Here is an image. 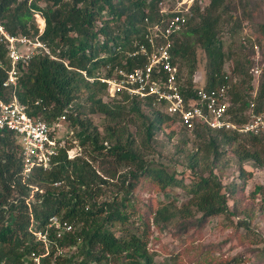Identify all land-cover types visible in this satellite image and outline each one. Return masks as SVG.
<instances>
[{
    "label": "trees",
    "instance_id": "16d2710c",
    "mask_svg": "<svg viewBox=\"0 0 264 264\" xmlns=\"http://www.w3.org/2000/svg\"><path fill=\"white\" fill-rule=\"evenodd\" d=\"M161 1L0 0V20L11 33L36 36L38 27L33 12H39L45 20L39 38L50 49V54L36 52L22 70L17 85L4 88L7 60L5 47L0 43L3 64L0 97L8 100L14 94L28 107L30 115L48 124L68 109L65 124L77 128V138L84 147V155L72 158L68 157L69 147H58L49 168L36 166L23 181L17 136L8 130L0 133V262L3 264H25V257L32 251L42 254L41 241L35 239L33 232L46 230L49 252L40 257V264L52 261L55 264H155L148 246L152 234L150 220L162 231L175 229L178 234H187L190 230L199 232L212 216L236 213L228 205V196L240 184L232 181L223 185L213 166L222 154L221 148L233 146L240 135L248 136L252 144H263L264 136L211 129L201 124L188 131L175 118L153 106L149 98L119 93L106 99V85L97 79L100 74L113 75L115 66L135 67L144 62L128 57L127 52L144 38L146 19L154 24L166 16L160 13ZM201 3L195 0L192 4L187 26L174 39L171 49L180 90L189 97L199 87L191 75L202 51L206 57L202 87L219 88L230 80L227 87L230 118L244 121L251 99L255 111L264 109V69L253 97L254 62L243 52L247 48L245 43L242 41V49L237 51L224 50L220 39L227 18H234L228 11V0H208L204 7ZM232 24L229 32L234 33L240 28L239 19L234 18ZM258 29L264 37V23ZM249 48L253 50V46ZM227 58L234 60L229 80V73L223 69ZM184 68L188 79L182 74ZM89 114H101L106 119L102 132ZM130 114L141 121L143 151L137 148L135 134L129 129ZM167 123L175 124L179 131L191 132L203 145V158L196 153L187 156L188 180L185 173L149 157L155 153V134ZM235 152L242 171L240 178L242 161L253 159L260 164L257 151L236 149ZM97 162L98 168L94 165ZM122 164L127 169L121 175L120 185L109 190L116 167ZM137 186L160 191L186 188L189 198L181 205L158 203L155 208L134 194ZM263 186L259 185L255 192H264ZM54 215L67 220L72 230L56 236L55 229H47L48 219ZM241 223L249 228L246 219ZM72 247H75L72 254L63 252ZM58 249H62L61 254ZM236 262L234 258L224 263L208 260L204 264Z\"/></svg>",
    "mask_w": 264,
    "mask_h": 264
},
{
    "label": "rangeland",
    "instance_id": "374dc122",
    "mask_svg": "<svg viewBox=\"0 0 264 264\" xmlns=\"http://www.w3.org/2000/svg\"><path fill=\"white\" fill-rule=\"evenodd\" d=\"M201 1L202 7L208 3V0ZM228 11L231 16L239 19L240 28L234 33L229 32L234 18H227L220 37L224 50L242 49L241 42L243 41L247 47L243 52L251 56L253 65L258 66L262 72L264 69V37L260 35L258 28L260 24L264 23V0H228ZM228 13L227 15H229ZM250 46H253L252 51ZM232 64H234V60L227 58L223 69L229 72ZM205 67L206 57L202 51H199L197 67L191 75L194 81H198L199 87H202L205 82ZM182 74L185 79H188L186 68L183 69ZM251 76L254 84L258 83L261 77L255 78L252 74ZM89 117L102 132L106 123L103 115L89 114ZM127 120L130 131L135 134L137 148L143 151L140 144L143 135L140 119L130 114L127 116ZM162 127L161 131L154 136L156 141L154 156L150 155L149 157L155 162H162L177 169L179 173H185L187 178L189 175V171L186 169L187 156L196 153L197 157L203 158L205 156L203 145L191 132L179 131L175 124L167 123ZM76 130L77 128L62 124V128L55 133V136L60 140V145L69 147L68 157L84 155V147L77 138ZM263 144H252L248 136L240 135L233 146L221 148L222 154L213 166L214 173L223 185L227 186L232 181H237L240 184L234 194L227 193L229 194L228 205L235 209V214L223 213L212 216L199 232L190 230L187 234H178L175 229L162 231L155 227L150 220L152 234L149 237L148 246L153 253L155 264H204L208 260H212L213 263H224L234 258L237 261L235 264H264V192H255L259 185H264ZM236 149L257 151L260 158V164L253 159L241 162L243 169L241 178L239 175L242 171L235 156ZM177 150L181 151L177 152ZM98 164V162L94 163L97 168ZM116 169L117 173L115 178L110 180L109 190L112 188L115 190L120 185L121 175L127 167L122 164ZM189 178L190 176L187 180ZM140 187L137 186L134 194L138 195L143 202L152 203L155 208L158 203L174 202L181 205L189 198L186 188L170 187L166 191H160L153 187L147 189V186L144 189ZM109 193L108 191L106 195ZM103 198L104 196L99 199ZM244 219L249 222V228L241 223V220ZM74 251L75 247H72L63 252L70 255Z\"/></svg>",
    "mask_w": 264,
    "mask_h": 264
},
{
    "label": "built area",
    "instance_id": "2783aa9c",
    "mask_svg": "<svg viewBox=\"0 0 264 264\" xmlns=\"http://www.w3.org/2000/svg\"><path fill=\"white\" fill-rule=\"evenodd\" d=\"M31 0H28L30 2ZM195 0H163L159 3L160 13L163 16L154 24L146 19L147 31L144 38L134 44L132 50L127 52L131 58H140L144 62L135 67L115 66L113 75H98L106 85V99L119 93L138 98H149L152 105L176 119L177 123L191 131L197 124L206 125L211 129H223L240 134H253L264 136V110L255 111L254 100L249 102L244 121H234L230 118L229 101L226 84L219 88L204 89L198 87L194 94L186 97L180 90L178 82V69L173 62L171 49L174 39L180 35L187 26L190 9ZM34 21L38 27V34L33 38L11 33L0 20V43L5 47L7 66L2 87L13 88L17 85L22 70L31 57L39 51L50 54L49 47L40 40L45 20L43 16L34 11ZM257 48V46H254ZM52 57V55H51ZM0 68L3 64L0 61ZM84 73V72H83ZM252 75L259 77L261 70L254 66ZM252 93L256 94V87ZM68 109L56 115L51 124L28 113V107L20 103L14 94L8 100L0 97V133L4 130L13 132L20 144L21 178L25 181L30 177L34 167L47 169L51 165V158L57 154L60 140L55 136L56 131L66 122ZM68 151V150H67ZM74 157V156H73ZM72 158V156L70 157ZM59 184L58 182L55 183ZM29 199H26L28 203ZM29 211L31 209L29 207ZM55 229L56 236L62 232L72 230V225L54 215L48 219L47 229ZM45 232H33L35 239L40 240L44 252L38 254L32 251L25 257V264H40V257L49 252V237ZM62 249H58V254ZM0 264H3L0 262ZM50 264H55L52 261Z\"/></svg>",
    "mask_w": 264,
    "mask_h": 264
}]
</instances>
